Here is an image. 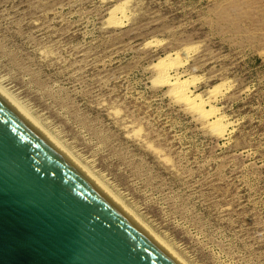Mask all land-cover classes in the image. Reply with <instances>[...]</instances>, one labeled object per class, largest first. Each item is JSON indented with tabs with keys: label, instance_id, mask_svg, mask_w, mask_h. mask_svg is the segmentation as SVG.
<instances>
[{
	"label": "rangeland",
	"instance_id": "1",
	"mask_svg": "<svg viewBox=\"0 0 264 264\" xmlns=\"http://www.w3.org/2000/svg\"><path fill=\"white\" fill-rule=\"evenodd\" d=\"M0 91L182 263L264 264V0H0Z\"/></svg>",
	"mask_w": 264,
	"mask_h": 264
},
{
	"label": "water",
	"instance_id": "2",
	"mask_svg": "<svg viewBox=\"0 0 264 264\" xmlns=\"http://www.w3.org/2000/svg\"><path fill=\"white\" fill-rule=\"evenodd\" d=\"M0 264H180L0 95Z\"/></svg>",
	"mask_w": 264,
	"mask_h": 264
},
{
	"label": "bare ground",
	"instance_id": "3",
	"mask_svg": "<svg viewBox=\"0 0 264 264\" xmlns=\"http://www.w3.org/2000/svg\"><path fill=\"white\" fill-rule=\"evenodd\" d=\"M121 14V13H120ZM115 16V15H114ZM168 68V67H167ZM165 72V71H164ZM165 75V74H164ZM183 84V83H182ZM177 87H179V84L177 85ZM176 87V88H177ZM183 87V86H182ZM181 87V88H182ZM176 91V90H175ZM175 93V92H174ZM0 95L14 108L16 109L40 134H42L58 151H60L82 174H84L98 189H100L112 202H114L130 219H132L150 238H152L158 245H160L164 250H166L171 256H173L180 264H184L182 263L171 251L170 249H168L166 247V245H164L161 241L158 240V238H156L143 224H141L137 217H135L130 210H127L121 201H119V199L115 198L116 196L112 195L107 188L104 187V185L100 182H98L94 176H92L88 171H86L85 168H83L82 166H80V164L77 163V161L74 160V158H72L69 153H66L60 146L58 143H56L51 135H48L41 127L40 125H37V123L33 120V118H31L28 113H26V111H24L22 108H20L15 102L14 100H12V98H10L7 94H5L3 91H0ZM182 95V99L183 98H187L186 94H185V90L181 89L180 90V94ZM179 97V96H178ZM188 99V98H187ZM181 100V99H180ZM194 100V99H193ZM192 101V100H190ZM208 103V102H207ZM187 104V103H186ZM201 104H198L197 106H199ZM202 107V106H201ZM197 108V107H196ZM202 109V108H201ZM203 112V111H202ZM200 113V112H199ZM206 114V113H205ZM204 114V115H205ZM206 118V117H205Z\"/></svg>",
	"mask_w": 264,
	"mask_h": 264
}]
</instances>
